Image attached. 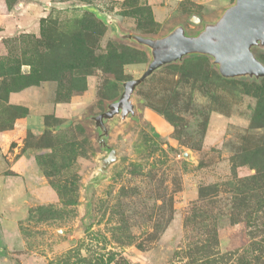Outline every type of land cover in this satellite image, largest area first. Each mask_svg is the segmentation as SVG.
I'll return each instance as SVG.
<instances>
[{
  "label": "rangeland",
  "instance_id": "rangeland-1",
  "mask_svg": "<svg viewBox=\"0 0 264 264\" xmlns=\"http://www.w3.org/2000/svg\"><path fill=\"white\" fill-rule=\"evenodd\" d=\"M232 2L0 0V264H264V78L155 70L105 168L86 120L148 62L105 19L155 36Z\"/></svg>",
  "mask_w": 264,
  "mask_h": 264
},
{
  "label": "water",
  "instance_id": "water-1",
  "mask_svg": "<svg viewBox=\"0 0 264 264\" xmlns=\"http://www.w3.org/2000/svg\"><path fill=\"white\" fill-rule=\"evenodd\" d=\"M105 22L112 26L118 40L143 47L148 62L139 77L121 82L122 91L105 104L103 111L86 118L99 149L108 151L102 160L103 168L116 159L115 150L105 141L109 132L107 123L116 120L123 125L136 118L135 89L155 70L199 55L208 57L224 79L258 82L264 78V62L257 55L264 52V0H233L209 19L191 12L155 36L123 31L110 19ZM185 23L198 28L189 30Z\"/></svg>",
  "mask_w": 264,
  "mask_h": 264
}]
</instances>
